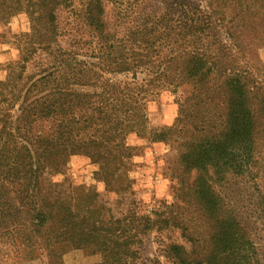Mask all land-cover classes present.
<instances>
[{"label":"trees","instance_id":"1","mask_svg":"<svg viewBox=\"0 0 264 264\" xmlns=\"http://www.w3.org/2000/svg\"><path fill=\"white\" fill-rule=\"evenodd\" d=\"M129 1L133 13L145 8ZM74 3L0 0L1 18L21 13L29 25L0 80V264L61 248L135 264L151 230H176L188 245L162 244L168 264H262L254 223L227 187L260 170L264 92L241 57L264 35V0H166L121 35L103 0H80L74 23L61 22ZM181 88L174 126L148 131V102ZM142 132L178 146L173 203L151 216L103 220L100 195L74 187L76 198L51 180L80 155L106 192L122 191L134 156L127 136Z\"/></svg>","mask_w":264,"mask_h":264},{"label":"rangeland","instance_id":"2","mask_svg":"<svg viewBox=\"0 0 264 264\" xmlns=\"http://www.w3.org/2000/svg\"><path fill=\"white\" fill-rule=\"evenodd\" d=\"M105 9L111 15L112 29L121 35L127 28L139 21L141 10L148 11L152 8L160 9L166 0H146L145 8L140 7L137 12L131 8V2L124 0L121 4L113 0H103ZM145 2V1H144ZM80 0H75L73 9L61 13V22L74 23V15L79 9ZM124 13L125 20L116 17L117 13ZM29 31L28 21L25 15L16 14L9 19L0 17V80L5 77L6 67L19 61L18 36ZM257 46L246 52L241 60L249 70L251 77L258 81L264 92V43L257 37ZM255 43V41H254ZM32 72V67L28 73ZM187 88H181L174 95L170 90L160 92L152 98L146 106L148 131L160 130L174 126L178 117L177 100L185 96ZM259 136L261 144L260 170L253 171L244 183L232 182L227 187V196L244 210L246 217L254 223L255 242L262 264H264V121L260 123ZM141 136L131 133L127 136L126 143L134 148V156L130 160L125 185L122 191L110 194L104 189L101 181L94 180L93 173L98 167L92 164L86 157L74 155L68 158L66 171L62 175H51V180L62 184L65 190L76 197H82L80 189L93 190L101 197L97 206L103 212V220L110 217H118L120 214L131 212L137 216H151L153 212L161 208V204L173 203L178 181L177 155L178 146L173 141L152 142L148 133L142 132ZM257 176V177H256ZM177 243L187 247L176 230H163L155 232L151 230L141 237V245L138 250V260L135 264H168L163 258L162 244ZM101 256L92 250H73L61 248L56 257L42 254L31 260H24L20 264H99Z\"/></svg>","mask_w":264,"mask_h":264}]
</instances>
